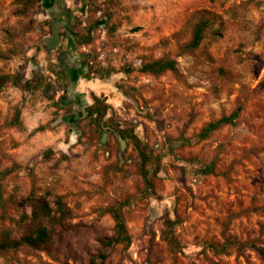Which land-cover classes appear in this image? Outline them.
Wrapping results in <instances>:
<instances>
[{
  "label": "rangeland",
  "instance_id": "obj_1",
  "mask_svg": "<svg viewBox=\"0 0 264 264\" xmlns=\"http://www.w3.org/2000/svg\"><path fill=\"white\" fill-rule=\"evenodd\" d=\"M65 4L72 39L59 10L0 0V73L29 81L0 89V235L19 237L33 222L28 196L52 207L60 198L66 210L45 250H0V264H87L115 232L106 208L124 200L130 242L103 264H264V0ZM205 16L201 43L186 49ZM67 50L79 57L62 63ZM158 58L176 69L139 70ZM69 62H87L97 83L78 79L67 92ZM94 96L107 106L97 122L86 110ZM238 106L233 124L199 138ZM131 136L155 159L153 194Z\"/></svg>",
  "mask_w": 264,
  "mask_h": 264
},
{
  "label": "trees",
  "instance_id": "obj_2",
  "mask_svg": "<svg viewBox=\"0 0 264 264\" xmlns=\"http://www.w3.org/2000/svg\"><path fill=\"white\" fill-rule=\"evenodd\" d=\"M58 1L59 0H16V2L22 5L24 8L32 7L34 3L40 2V4L44 8L50 10L56 9L59 10L61 14H66L67 19L65 20L64 34H66L67 37L72 39L77 34L71 30L70 26L74 21H76V17L72 15V11H70L69 8L66 6L65 0H60V3H57ZM53 5L54 7L51 8ZM53 18H55V16ZM69 18L71 20H69ZM211 21V17L205 16L200 18L195 23L192 30V36L184 46L186 49H194L199 46L203 39L204 31L210 25ZM50 28L53 30V36H55V33L59 35V28L57 22H54L53 20V22L50 24ZM88 40H85V42H87ZM77 57L74 54H70V52L67 50L64 52V54H59L58 59L61 60L63 63L70 60V58ZM73 63L69 62L68 64L63 66L64 73L67 75V86L65 87V90L69 93L73 91L74 85L76 84L75 69H79L80 73L82 74L81 76L84 79L88 80L91 78L86 75V73L89 71V66L87 62H83L82 65L80 64L78 66ZM175 69V60L166 58H158L150 62H143L139 67V70L141 72H149L155 75L160 74L166 70ZM22 79L23 77H19L18 74L10 75L0 73V89L8 82H10L14 86L22 85L23 87H28L29 81L24 80L22 82ZM61 101L64 104L69 103V101H71V95L67 98L62 97ZM100 102L101 101L99 97L94 96L93 102L86 106L87 114L96 122L102 119L106 113L107 106H98L99 104L101 105ZM240 109V106H238L228 115L221 116L215 121L206 123L199 131V138L207 137L212 131L224 124H233L234 119L238 116L240 112ZM18 116L19 110H16L15 120L17 121ZM122 132H120V135L123 137L124 135L122 134ZM132 138L133 143L135 144V148L138 150V155L140 158L139 171L144 180L146 191L150 194H153L154 188L149 174V168L152 164H154L153 161L155 159L153 158L145 143L141 142L135 136H131V139ZM26 200L29 201L31 205V219L33 222L27 225V227L24 229L23 233L19 237H12L10 231L5 229L0 235V250L15 249L19 246H27L33 249L45 250L46 244L63 226L64 218L66 216V210L60 198H56L55 207H52L49 204V201L45 198V196L42 195L37 197L31 195L25 198V201ZM125 203H127L125 200L118 201L115 205L106 208V211L112 216L114 220L115 232L112 235L104 236L100 239V249L89 258L87 264H103L107 257L106 251L109 248H113L119 243L127 245L130 242V236L127 232L125 223L121 215V208ZM38 218H40V221H37ZM166 223H169L170 225L171 221L167 220ZM210 247L213 248L214 245L210 244Z\"/></svg>",
  "mask_w": 264,
  "mask_h": 264
},
{
  "label": "crops",
  "instance_id": "obj_3",
  "mask_svg": "<svg viewBox=\"0 0 264 264\" xmlns=\"http://www.w3.org/2000/svg\"><path fill=\"white\" fill-rule=\"evenodd\" d=\"M73 64H74V63H73ZM78 65H80V63H78ZM75 71H76V73H75V74H76V75H75V76H76V77H75V78H76V81H77L78 79L81 80L83 83H84V81H85V82H88V81H89V80L84 79V78L81 76L82 74L80 73L79 69H75ZM97 81H99V80H97ZM95 83H97L96 80L89 81V84H90L91 86H92V85L94 86ZM96 85H98V84H96ZM75 91H76V90H75ZM72 92H73V91H72ZM79 95H81V94H79Z\"/></svg>",
  "mask_w": 264,
  "mask_h": 264
},
{
  "label": "water",
  "instance_id": "obj_4",
  "mask_svg": "<svg viewBox=\"0 0 264 264\" xmlns=\"http://www.w3.org/2000/svg\"><path fill=\"white\" fill-rule=\"evenodd\" d=\"M56 39H57V37H58V34L57 33H55V36H54ZM72 92V91H71Z\"/></svg>",
  "mask_w": 264,
  "mask_h": 264
},
{
  "label": "flooded vegetation",
  "instance_id": "obj_5",
  "mask_svg": "<svg viewBox=\"0 0 264 264\" xmlns=\"http://www.w3.org/2000/svg\"><path fill=\"white\" fill-rule=\"evenodd\" d=\"M57 3H60V0ZM53 7H54V5L51 8H53Z\"/></svg>",
  "mask_w": 264,
  "mask_h": 264
}]
</instances>
